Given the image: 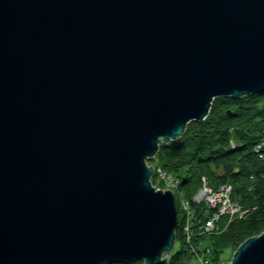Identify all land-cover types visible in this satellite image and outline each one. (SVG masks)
Returning a JSON list of instances; mask_svg holds the SVG:
<instances>
[{
    "label": "water",
    "instance_id": "obj_1",
    "mask_svg": "<svg viewBox=\"0 0 264 264\" xmlns=\"http://www.w3.org/2000/svg\"><path fill=\"white\" fill-rule=\"evenodd\" d=\"M263 91L264 0H0V264H167L146 161ZM222 264H264V230Z\"/></svg>",
    "mask_w": 264,
    "mask_h": 264
},
{
    "label": "trees",
    "instance_id": "obj_2",
    "mask_svg": "<svg viewBox=\"0 0 264 264\" xmlns=\"http://www.w3.org/2000/svg\"><path fill=\"white\" fill-rule=\"evenodd\" d=\"M263 139L264 91L237 98L216 97L203 121H190L183 135L159 145L158 165L180 181L184 197L193 196L200 176L205 175L213 186L232 184V197L247 210L243 218L233 220L224 230L207 238L215 254L238 248L264 230V150L255 151ZM230 140L235 143L234 148ZM177 232L176 240L181 239L180 230ZM180 242L181 247L172 251L169 264H186L190 260L188 247L182 239Z\"/></svg>",
    "mask_w": 264,
    "mask_h": 264
},
{
    "label": "built area",
    "instance_id": "obj_3",
    "mask_svg": "<svg viewBox=\"0 0 264 264\" xmlns=\"http://www.w3.org/2000/svg\"><path fill=\"white\" fill-rule=\"evenodd\" d=\"M234 147V145L231 143ZM264 150V139L255 146L256 152ZM157 174L164 179L165 185L179 182L171 175L162 170L161 167L154 168ZM206 182V183H205ZM202 183L206 188L198 190L191 200L183 199L180 201L183 212L184 238L186 247L192 259H198L201 264H211L205 258L206 253L209 254L210 247L206 242L199 241L200 236L213 235L224 230L229 223L235 219L243 218L247 214V210L241 206L233 205L232 187L228 184L219 186L217 190L207 186L205 177H202ZM196 203L201 210L196 212L191 204ZM193 239L195 242L193 243Z\"/></svg>",
    "mask_w": 264,
    "mask_h": 264
},
{
    "label": "rangeland",
    "instance_id": "obj_4",
    "mask_svg": "<svg viewBox=\"0 0 264 264\" xmlns=\"http://www.w3.org/2000/svg\"><path fill=\"white\" fill-rule=\"evenodd\" d=\"M159 158L158 156L155 155L154 159H148L146 161L147 165L148 166H152L153 168H156V166H158V164L160 163L159 162ZM167 185H162V188H170L169 190L172 191L173 195H174V199H175V207L177 209V227L175 229V240H176V237H177V230L179 231L180 230V237L182 239V244L186 245V242H185V238H184V224H183V212L184 210L182 209V205L180 203V201H182L183 199H186V197H184L183 193H182V190L181 188L174 182V186L172 187H167ZM161 188V189H162ZM261 233V232H260ZM209 237V235H206V236H200L199 237V241H203L207 243V245L209 246V242L207 241V238ZM179 237H178V240H176V244L174 246V250L173 252H176L177 250L180 249L181 247V240ZM193 243L195 242V239H193L192 241ZM236 247L233 248V249H225L221 254H215V251L210 249V252L209 254L206 253L205 255V258L208 259L211 264H222L224 262H229L232 258V255L233 253L236 251ZM170 260H171V257L169 259V261L167 260V264L170 263ZM138 263L140 264H144V261L143 260H138L137 261ZM135 263V262H133ZM117 264H122V263H117ZM132 264V263H131ZM186 264H201L199 262L198 259H191L189 260Z\"/></svg>",
    "mask_w": 264,
    "mask_h": 264
},
{
    "label": "bare ground",
    "instance_id": "obj_5",
    "mask_svg": "<svg viewBox=\"0 0 264 264\" xmlns=\"http://www.w3.org/2000/svg\"><path fill=\"white\" fill-rule=\"evenodd\" d=\"M214 99H215V98H214ZM231 143H232V144L234 145V147H235V143L233 142V140H230V142H229L230 146L233 147V146L231 145ZM234 147H233V148H234ZM156 167H160V166L158 165V166H156ZM202 177H205V178H206L207 186L210 187V188H212L213 190H217V189L219 188V186L224 185V184H228V185H230V186L232 187V192H231V194L233 195V186H232V184H230V183H228V182H224V183H221V184H219V185L213 186V185L210 183L209 178H208L207 176H205V175L200 176V179H199V186H198L197 191L200 190V189L202 190V189L206 188V185H205L206 182H205V183H202ZM173 178H174V177H173ZM174 179L177 180V181L179 182L178 186L180 187V181H179L178 179H176V178H174ZM149 180H150V183H151L152 187H154L155 190H169V189H170V188H162V185H163V186L165 185V184L163 183L164 179H162V178L157 174V172L155 171V169H153V172H152V174H151ZM172 186H174V183H170V184H168L167 187H172ZM161 188H162V189H161ZM197 191H196V192H197ZM171 192H172V191H171ZM196 192H195V193H196ZM195 193L193 194V196L195 195ZM193 196H192V197H193ZM192 197H191L190 199H188V198H186V199L191 200ZM174 200H175V199H174ZM230 202H231L233 205H237V204H238V206H241V207L243 208V206H242V204L240 203V201L237 200V199H234L233 197H232V199L230 200ZM191 206H192V208H193L196 212H198V211L201 210L200 206H198L196 203H192ZM175 244H176V241H174V244H173V250H174V246H175ZM173 250H172V251H173ZM172 251L170 252V256L168 257V261H169L171 255H172ZM166 256H167V253H163L161 258H164V257H166Z\"/></svg>",
    "mask_w": 264,
    "mask_h": 264
}]
</instances>
